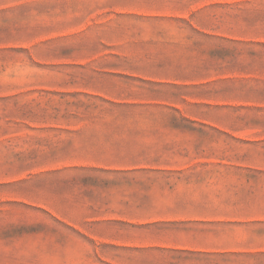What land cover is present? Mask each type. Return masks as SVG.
<instances>
[{
    "label": "rangeland",
    "instance_id": "rangeland-1",
    "mask_svg": "<svg viewBox=\"0 0 264 264\" xmlns=\"http://www.w3.org/2000/svg\"><path fill=\"white\" fill-rule=\"evenodd\" d=\"M200 3L198 0H0V264H55V250L62 248L72 232L52 216L25 204L62 195L54 193V185L63 186L68 178L63 173L55 176L37 172L52 162L39 159L37 131L24 122L180 119L165 107L182 102L180 91L168 89L158 93L151 90V84L105 76L166 72L155 64L156 55L171 52L175 42L183 39L185 33L180 31L190 24L212 27L216 20L207 19V14L229 12L227 7H214L190 21V17L188 21L176 18L182 14L190 16L192 7ZM254 5L253 20L258 31L232 35L247 36L256 39L252 43H260L264 41V2L257 0ZM261 23L263 27H257ZM219 30L228 31L223 25ZM234 51L235 58L229 64L220 61L212 66V71L243 76L220 86L227 95L240 94L238 101L249 104L221 108L218 116L264 122V42L238 44ZM117 83L118 89L111 87ZM98 90L109 96L95 95ZM108 101L124 103L112 105ZM184 104L193 113L207 110ZM262 138L264 124L185 142L193 154L237 160L231 166L214 168L222 175L216 181L231 190L223 194L224 200L234 204L230 211L264 215ZM76 171L73 179L80 184L86 180V171Z\"/></svg>",
    "mask_w": 264,
    "mask_h": 264
},
{
    "label": "crops",
    "instance_id": "crops-1",
    "mask_svg": "<svg viewBox=\"0 0 264 264\" xmlns=\"http://www.w3.org/2000/svg\"><path fill=\"white\" fill-rule=\"evenodd\" d=\"M256 1L198 0L202 3L192 7L190 16L179 15L190 21L208 8L229 9L225 14L206 15L216 20L213 28L187 25L171 52L156 55L155 64L189 66L186 71L168 68L161 74L105 76L151 84L158 93L180 91V104L165 105L180 119L24 122L37 131L39 159L52 162L37 172L63 173L68 178L63 186L54 185V193L62 195L25 202L72 230L62 248L55 250V264H264V215L230 211L234 204L224 200L223 194L231 190L216 181L222 175L214 168L237 160L193 154L185 143L264 124L218 116L221 108L249 103L238 101L240 94L227 95L220 86L243 76L212 71L220 61L229 64L235 58L238 44L264 42L232 35L256 30ZM222 25L228 31L219 30ZM95 93L109 96L102 90ZM184 103L207 110L193 113ZM76 170L86 171V180L80 184L73 179Z\"/></svg>",
    "mask_w": 264,
    "mask_h": 264
},
{
    "label": "trees",
    "instance_id": "trees-1",
    "mask_svg": "<svg viewBox=\"0 0 264 264\" xmlns=\"http://www.w3.org/2000/svg\"><path fill=\"white\" fill-rule=\"evenodd\" d=\"M177 19H181L183 21H188L186 17H182V16H176ZM159 67L162 68V69H167L168 68L172 71H186V69L189 67V66H182V65H178V66H174V65H166L165 63H161L159 64ZM190 68H195L194 66H190ZM183 119H190V118H186V117H183Z\"/></svg>",
    "mask_w": 264,
    "mask_h": 264
}]
</instances>
